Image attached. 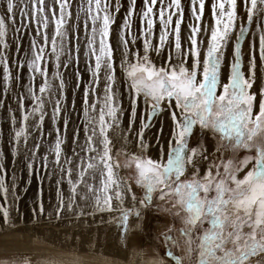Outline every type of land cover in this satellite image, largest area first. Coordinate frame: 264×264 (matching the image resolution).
I'll return each mask as SVG.
<instances>
[{"label": "snow or ice", "instance_id": "obj_1", "mask_svg": "<svg viewBox=\"0 0 264 264\" xmlns=\"http://www.w3.org/2000/svg\"><path fill=\"white\" fill-rule=\"evenodd\" d=\"M0 2L3 5V13L0 14V63L4 66L3 79L7 89V82L12 77L6 57V38L9 22L16 24L18 3L17 0ZM29 3L31 8L28 12L21 9V15L28 21L22 27L27 29L35 23L37 29L29 42V52L15 62L18 68H27L29 83L24 85L28 96L18 97L22 109L21 126L14 131L12 142L16 152H19L21 143L27 149L28 138L32 135L27 131L30 119L35 120L34 131L43 136L46 108L52 106L51 119L56 139L50 151L54 155V163L67 176L72 192L67 203L60 200L57 215L64 210L84 214L82 211L77 213L79 202L96 213H111L115 210V201L120 206L117 227L123 225V232H127L129 218L135 215L142 220V211L153 205L154 194H158L160 199L172 196L175 198L173 206H178L184 213L179 233L185 238V255L177 256L173 251L166 250L157 264H246L250 257L264 253V99L260 100L257 108L256 94L251 91L256 82V55L250 49L247 75L242 70L241 59V45L246 35H251L244 25H254L259 41V61L264 66V0H213L214 24L210 26L203 60L201 46L204 41H198L197 35L202 31L200 22L205 12V0H190L191 14L196 23L189 25V46L186 50L180 38L185 14L182 0H143L140 36L131 30V17L136 13L137 4V0H131L119 36L122 49L119 64L124 74L122 87L128 93L132 113L124 139L133 143L136 149L132 159L136 162V185L142 191L140 196L120 175L113 157L114 146L107 135L110 128L119 126L124 112L118 98L120 89L116 87L115 49L110 43L114 12L120 11L119 3L113 10L112 0H86L85 8L84 0H81L75 13L77 20L84 13L86 33L89 32V22L91 24L83 54L86 61H94V64L88 63L87 66L92 87L85 88L82 101L85 144L79 146L77 130L73 143L80 147V151L73 149L72 156L65 155L63 162L62 145L65 140L61 138L58 122L63 121L66 135L71 112L65 80L68 73L65 71L62 74L60 70L72 68L80 57L79 41L77 39L74 50L69 31L73 0H51V3L49 0H29ZM241 5H247L243 13ZM156 19L162 31L159 43L154 45L149 36ZM50 26L51 37L48 34ZM21 31V27L13 28L14 33ZM23 34L29 35L27 32ZM170 34L175 37L173 46L180 60L174 63L169 52L166 60L157 66L152 54H162ZM141 37L142 51L136 47ZM232 43L234 61L227 82H223L220 74L222 50ZM16 48L18 52L22 48L19 37ZM49 63L55 67L51 76ZM74 75L76 87L80 88L83 85L81 73L77 70ZM37 76L42 78L38 89L35 87ZM16 79L19 80L20 76ZM259 94L264 96V88ZM93 95L95 101L90 100ZM29 97L32 101L30 110L24 103ZM141 100L145 112L140 115V129L135 133V140L131 141ZM162 111L170 117L169 135L164 139L161 129L160 135L154 138L153 146L145 141L144 132L152 127L154 116ZM196 129H199L201 137L205 133L212 134L215 139L213 151H209L203 139L198 138L195 146L191 144ZM41 147L42 141H37L29 150L30 156L36 157ZM119 151L121 149H116L117 153ZM224 152L232 155L225 157ZM239 152L246 154L237 162L236 154ZM216 153H220L219 163L215 162ZM42 160V166L46 168L48 155L45 154ZM205 162L207 167H203ZM27 167L31 170L33 164L29 162ZM4 172L0 166V173ZM97 176L99 188L95 183ZM81 186L85 189L83 193L78 192ZM0 191L7 192L3 175H0ZM128 198L133 204L125 208ZM4 215L6 219V210ZM164 241L166 248L169 242L176 244L170 235H165Z\"/></svg>", "mask_w": 264, "mask_h": 264}, {"label": "rangeland", "instance_id": "obj_2", "mask_svg": "<svg viewBox=\"0 0 264 264\" xmlns=\"http://www.w3.org/2000/svg\"><path fill=\"white\" fill-rule=\"evenodd\" d=\"M17 3L16 24L13 25L9 22V31L6 38L8 42L6 57L8 60L9 72L12 77V79L7 82V89L3 79L4 66L3 63H0V166L5 170V172L0 173V175L4 176V187L7 189L6 193L0 191V264H24V261H27V264H122V261L120 262L119 260H124V258L127 261L126 263L123 261V264H128V262L129 264H157L160 256H163L166 250L173 251L177 256H184L185 238L179 233V229L182 226L180 221L183 219L184 213L178 206H173L175 198L172 196H165L163 199H160L158 194H154L153 205L142 211V220H138L135 215L129 218L127 232H123V225L117 227L116 218L119 216L120 206L115 201L113 202L115 210L111 213L106 212L100 214L92 210L87 211L80 208L79 202L77 213L82 211L84 214L79 215L64 210L59 216L57 215V206L60 200L63 199L65 203H67L69 199H65L64 194L61 193L59 188L61 185H59V183H57V186L55 185L56 191L48 194L50 193L46 186L48 182H45V180L50 177V172L48 171L50 168L62 173L61 167L54 163V155L50 151L56 139V133L51 119L52 106L48 105L46 108L47 115L42 125L43 136L34 131L35 120L30 119L27 131L31 132L32 135L28 138L27 149L25 145L21 143L19 152H16L12 142L14 131L21 126L22 109L19 106L18 97L21 95L28 96L27 89L24 85L29 83V72L27 68H18L15 62L23 58V56L29 52V42L37 29L35 23L31 24L27 29L22 27V25L27 24L28 21L21 15V9H23L24 12L30 10L31 5L29 0H22V2L17 0ZM49 3H51V0H49ZM117 3L120 5V11L118 13L114 12L115 23L112 26L110 43L115 49L114 54L117 68L116 87L119 88L120 93H122V95L118 93V98L124 112L119 126H113L107 132L113 146L114 140L119 141L120 136V139L126 143L124 136L128 132L129 120H127V117L130 116L128 114L129 110L131 113L128 93L126 89L122 87L124 74L119 64L122 52L119 46V36L123 24L120 26L117 22L118 18L122 17L124 23V17L128 11L131 0L130 2L127 0H112L113 10ZM80 4L81 0H73V18L69 26L74 50L77 47V39L79 41V61L70 69L65 70L62 68L60 70L62 74L65 71L68 73L65 80L68 98L67 102L71 112L69 116L71 123L67 128L66 135L63 128V121L58 122L61 128V138L65 140V143L62 145V162L65 155L72 156L73 149L79 152L80 147H83L85 144V117L82 101L85 88L92 87L89 83L91 74L87 70V66L88 63L94 64V61H86L83 54V50L86 46V36L90 34L91 24L89 22V32L86 33L84 28V13L80 14L79 20L75 18V13ZM84 6L85 8L87 7L86 0H84ZM2 13L3 5L2 2H0V14ZM244 26L247 28L249 27V25ZM14 27H21L22 31L14 33ZM141 27V18L133 24L131 22V30L137 36H140ZM154 29L157 30L159 37L162 26L158 19L155 20L153 30ZM24 32L29 33V35H24ZM48 34L49 37H51V26L48 29ZM206 35H208L207 39H209L210 31H206ZM17 37H19L22 44V48L19 52L16 48ZM206 45L207 41L201 46L202 49H204L203 52L206 50ZM229 46L233 49L231 55L232 63L234 61V43L229 44ZM65 47L67 50V41L65 42ZM136 47L141 51L143 50L142 37L137 40ZM226 48L227 45L222 50L220 69ZM48 50L50 51V47ZM74 55L75 51H73V56ZM155 56L156 55H152V59L157 66H159L160 63H158ZM201 60H203V53L201 55ZM189 64H191V62ZM48 67L49 76H51L55 71L54 64L49 63ZM77 70L81 73V79L83 81V85L80 88L76 87V77L74 73ZM245 74L247 75V72H245ZM17 76H20L19 80L16 79ZM101 80L103 81V75L101 76ZM41 82L42 78L37 76L35 80V87L37 89ZM224 82H227V80ZM262 88H264V71L259 82V89L261 90ZM94 97L95 95L90 96V100L92 101ZM259 98L258 104H256L257 108L260 100L264 99V96L260 95ZM73 101L75 102L74 107H72ZM24 103L25 107L30 110L32 107L31 98L29 97ZM13 117H15V123L13 122ZM77 130L79 131L80 147L73 143L74 134ZM135 130L138 131L136 123L131 133L134 134ZM49 133H51V135H49ZM37 141H42V147L36 157L33 158L30 156L29 150L33 148V145ZM45 154L48 155L46 168L42 166V158ZM29 162L33 164L31 170L27 167ZM78 162L79 161H76V163ZM76 163L73 165H76ZM54 174H57V172H54ZM123 177L129 183L124 173ZM65 180L68 182L67 177H65ZM96 181L98 180L96 179ZM130 185L134 187L132 184ZM65 186L68 189L71 187L70 184H66ZM132 204L133 202L130 204L124 203V207L130 208ZM41 207L43 208V212H41ZM5 210L7 212L6 219L4 215ZM206 226L207 225H205V227ZM141 230L145 232V236L140 238V242L137 243L138 245H135L133 236L136 234L139 238ZM245 231H247V229H245ZM165 235H170L176 244L172 245L171 242H169L166 248L164 241ZM146 239L148 241H146ZM145 242L149 243L150 247L156 251L158 258L154 251L143 248L142 244ZM261 254L262 253H258L252 257L258 260Z\"/></svg>", "mask_w": 264, "mask_h": 264}, {"label": "bare ground", "instance_id": "obj_3", "mask_svg": "<svg viewBox=\"0 0 264 264\" xmlns=\"http://www.w3.org/2000/svg\"><path fill=\"white\" fill-rule=\"evenodd\" d=\"M130 2V0H127ZM212 2L213 0H205V12H204V15L202 17V20H201V25H202V31L200 33H198L197 35V39L198 41H204L207 39L208 35H206V31H211V25L214 24V21L212 19ZM123 3V2H122ZM182 4L184 5V11H185V14H184V20L181 24V33H180V38H181V43L184 47V49L186 50L189 46V35H190V30H189V25L190 24H195L196 21H194L193 17H192V14H191V9H190V0H182ZM143 7V0H137V4H136V13L131 17V22L132 24L134 22H137V20L140 19V10L142 9ZM246 7L247 5H241V8H240V11L243 13L245 10H246ZM122 12V11H121ZM121 16V15H120ZM176 17H174V20H175ZM117 22L119 23V25L121 26V24H123V20H122V17L121 18H118ZM239 23V22H238ZM249 29V32L251 33V35H246L245 37V40L244 42L242 43L241 47H242V55H241V59H242V70L244 72H247L248 73V68H249V57H250V49L251 51L256 55V60H257V69H256V82L253 86V89H252V92L256 94V104H258V100L260 99L259 96H260V89H259V82H260V79H261V76H262V73L264 71V66H261L260 65V61H259V41H258V35L256 34V29L254 27V25H249L248 27ZM208 33V32H207ZM116 36V35H115ZM159 38L160 36L158 37V32L156 29H154L151 33V35L149 36V39L152 41V43L154 45L158 44L159 43ZM174 35L170 34L169 35V40L168 42L165 44V47H164V50L162 52V54L160 56H155L156 57V60L158 61V63H162L164 60H166L169 52H171L172 56H173V62L174 63H178L179 60H180V57L179 55L177 54L175 48H174ZM207 41V40H206ZM204 41V42H206ZM158 42V43H157ZM254 46V47H253ZM203 50L202 47H201V53H203ZM232 47L229 46V44L227 45V48L224 52V59H223V62H222V66H221V69H220V74H221V78L224 81L227 80V77L229 76L230 74V66H231V55H232ZM152 55H155V53H153ZM202 55V54H201ZM156 61V62H157ZM191 60L188 61V63H190ZM123 80V79H122ZM90 82V81H89ZM89 84V83H88ZM91 87V86H90ZM100 93H101V96L103 94V81L101 80V85H100ZM94 101L96 100V98L94 97L93 99ZM92 100V101H93ZM101 103H102V100H101ZM141 104L144 105L143 101L141 100ZM144 108V107H143ZM165 115V114H164ZM160 118V117H159ZM167 119V118H166ZM164 120V119H163ZM160 121V120H159ZM168 122V121H167ZM166 123V122H165ZM167 124V123H166ZM168 125V124H167ZM165 127V125H164ZM168 128V127H167ZM165 129V128H164ZM163 129V130H164ZM165 133V132H164ZM167 133V132H166ZM167 138V137H166ZM85 142V141H84ZM76 165H73V179L75 180L76 179ZM59 170H60V167H59ZM118 170H119V173L120 175L123 177V173H122V170H120V168L118 167ZM50 172V177L47 178L45 180V182H48L46 183V186L49 190L50 193L48 194H51L52 192L56 191V187L55 185L57 186V183H59V188H60V191L61 193L64 194L65 196V199H69L71 196H72V193H71V187L68 189L66 188V184H69V182H67L65 180V177H67L66 175H64L63 173H60L58 172V170H53L52 168H50V170H48ZM54 172L57 174H54ZM63 174V176H62ZM124 178V177H123ZM97 180L98 181H95L96 183V186L99 188L100 186V180H99V176H97ZM89 182H91L90 178H89ZM45 185V183H44ZM134 189V187H132ZM47 190V192H48ZM59 190V189H58ZM85 191V189L83 188V186H81L79 189H78V192L79 193H83ZM46 192V191H45ZM46 192V193H47ZM21 193V192H20ZM46 195V194H45ZM133 201L131 200V198H128L125 203L126 204H130L132 203ZM80 208H83L85 210H91L89 207H85L83 202H80ZM54 208V207H53ZM51 209V208H50ZM54 211V210H53ZM56 211V210H55ZM25 215V214H24ZM38 215V214H37ZM25 217V216H24ZM27 217V216H26ZM25 220V219H24ZM29 222V221H28ZM33 222V221H32ZM11 223V222H10ZM13 223V222H12ZM26 223V222H24ZM40 223V222H39ZM9 224V223H8ZM49 228V227H48ZM264 253L261 254L260 258L257 260H255L254 257H251L249 258V260L247 261V264H264ZM120 262L122 261V264H123V261L126 263V259L124 258L119 260ZM129 264V262H128ZM131 264V263H130Z\"/></svg>", "mask_w": 264, "mask_h": 264}, {"label": "crops", "instance_id": "obj_4", "mask_svg": "<svg viewBox=\"0 0 264 264\" xmlns=\"http://www.w3.org/2000/svg\"><path fill=\"white\" fill-rule=\"evenodd\" d=\"M144 112H145V106L140 103V105H139V107L137 109V117H136V121H135V123L138 126V130L140 129V115L142 113H144ZM128 114L130 116L127 117L128 118L127 120H129V122H130V120L132 119V113H130V110H129ZM170 123H171L170 117H169V115H168L167 112H163L162 111L159 114H157L156 116H154V118L152 120V127L146 129L145 132H144L145 141L146 142H151L153 144V146H155V139L154 138L156 136H159L160 133H161V129H164V128L165 129L163 130V136H164V139H167L168 138V135H169V126H170ZM164 125H165V127H164ZM135 133H136V130L134 131V134L131 133V135H130L131 141H134L135 140ZM120 137H119V141L114 140V150H113L114 161L118 165V167L120 168V170H122V173H124V175L127 177L126 179L129 181V183L134 186L137 195L140 196V195H142V191H141L140 187H138L136 185V180L138 179V172H137V169L135 167V163L136 162L132 159V153L136 149H135L133 143H130V142L124 143L120 139ZM198 138L199 139H203V141L205 142V146L209 149L210 152L213 151L214 146H215V139L212 137V134L211 133H205L201 137L200 136L199 129H196V131L194 132V134L192 136V139H191V144L193 146L196 145ZM124 148H127V150L126 151L123 150ZM116 149H121V151H119L117 153L116 152ZM150 154H151V152H150ZM245 154L246 153H244V152L237 153L236 154V160H237V162ZM231 155L232 154L230 152H224V156L225 157H229ZM219 156H220V153H216V161H215L216 163H219V159H218ZM203 167H207V162H205V164L203 165ZM187 178H189V177H185V179H187ZM144 236H145V232H142V230L139 233V238L136 236V234H134V236H133V239H134L133 242L135 243V245H138L137 243L140 242V238H142ZM146 241H148V240L146 239ZM142 246L145 249L148 248L149 250L154 251L156 257L158 258L156 251L150 247V244L149 243H146L145 242V243L142 244Z\"/></svg>", "mask_w": 264, "mask_h": 264}]
</instances>
